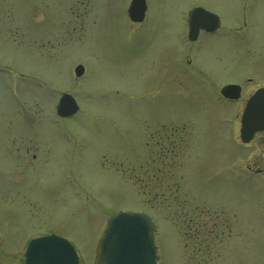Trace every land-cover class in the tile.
I'll use <instances>...</instances> for the list:
<instances>
[{
  "label": "rangeland",
  "instance_id": "rangeland-1",
  "mask_svg": "<svg viewBox=\"0 0 264 264\" xmlns=\"http://www.w3.org/2000/svg\"><path fill=\"white\" fill-rule=\"evenodd\" d=\"M130 1L0 0V264L48 235L95 264L119 213L153 221L157 264H264V132L243 145L242 107L211 86L264 87V0H145L140 26ZM192 6L222 24L199 46L186 40ZM164 62L176 88L157 78ZM64 94L79 107L66 120ZM160 122L149 172L133 154ZM164 134L176 147L163 167Z\"/></svg>",
  "mask_w": 264,
  "mask_h": 264
},
{
  "label": "water",
  "instance_id": "water-1",
  "mask_svg": "<svg viewBox=\"0 0 264 264\" xmlns=\"http://www.w3.org/2000/svg\"><path fill=\"white\" fill-rule=\"evenodd\" d=\"M144 0H132L128 18L134 24L142 23L145 15ZM188 38L196 40L200 30L208 33L219 27L216 16L200 9L188 15ZM79 66L75 76L82 75ZM221 95L230 100L239 98V87L226 86ZM78 111L74 99L63 95L57 106V116L71 118ZM264 131V90L256 92L247 102L241 118L240 140L248 144L256 133ZM155 226L145 214L119 213L107 221L106 229L99 243L96 264H155L156 248L153 242ZM24 264H79L74 248L65 240L54 235L31 240L24 253Z\"/></svg>",
  "mask_w": 264,
  "mask_h": 264
},
{
  "label": "flooded vegetation",
  "instance_id": "flooded-vegetation-1",
  "mask_svg": "<svg viewBox=\"0 0 264 264\" xmlns=\"http://www.w3.org/2000/svg\"><path fill=\"white\" fill-rule=\"evenodd\" d=\"M194 7H197V6H194ZM193 6L190 8V10L192 9V8H194ZM199 7V6H198ZM190 10H188V11H190ZM148 11V10H147ZM147 11H146V13H145V17H146V14H147ZM187 11V12H188ZM129 21V20H128ZM144 21H145V18H144ZM144 21L141 23V24H143L144 23ZM130 23V22H129ZM131 24V23H130ZM141 24H138L137 26H140ZM132 25H134V24H132ZM221 27L222 26H220L219 27V29L217 30V31H215L214 33H212V34H207V33H204V32H200L199 34H198V37H197V40H196V42H194V43H188V45L189 44H191V45H197V46H199L198 44H200V41L202 40V38L203 37H205V36H208V37H215V36H217V34H219V32H220V30H221ZM134 29L136 28V27H133ZM131 29V28H130ZM186 30L188 31V29L186 28ZM228 33H232L231 32V29H229V31H228ZM130 34H132V32H130ZM198 42V43H197ZM188 62V61H187ZM189 66H191V63H187ZM83 67V74H82V76L79 78V79H77V80H81V79H83V78H85L86 77V69H85V67L84 66H82ZM161 67H162V71H161V73H159V75L157 74V78L159 79V81H160V83H161V85L164 87V88H166L167 90L168 89H172V88H176L177 86H176V82L174 81V80H172L169 76H168V66H167V64H166V62H164V64H162L161 65ZM187 82H191V86H193V84H194V81L192 80V81H187ZM195 82H197V83H200V84H213V83H211L209 80H207V79H205V80H201V81H195ZM252 82H251V80L250 79H248L247 81H246V86H240V94H241V97H242V100H241V98L238 100V101H236V103L237 102H240L241 104H240V107H242L241 108V113H240V116H241V114H242V112H243V110H244V108H245V105H246V102H247V100L258 90V89H260V88H264V87H262V86H260L259 88H257L256 90H254V91H250V94H249V92H247V87H248V85H250ZM226 85H228V83L227 84H225L224 86H226ZM212 86V88L214 89V93H217L218 94V96H219V99L221 100V101H224L225 102V100H223L221 97H220V95H219V93H220V90L224 87V86H222V87H220V88H215L214 87V85H211ZM163 91V90H162ZM162 94V93H161ZM249 94V95H248ZM246 95V96H245ZM229 103V105L231 104V103H235V102H228ZM167 122V121H166ZM166 122H160V123H158V124H155V125H153L152 127H151V129L149 130H145V132H144V134L145 135H147V137L148 138H146L145 139V141H144V149H143V151L142 152H140L139 153V155L137 156V154L136 153H134L133 154V161H135V160H137V159H139V158H141V159H144V160H146V163H145V165H146V167H147V169L149 170V172H151V162H153V161H156V160H153L152 159V151H151V147H150V141H151V130L152 129H163V128H167L166 127ZM239 123H240V117H239ZM155 127H158V128H155ZM164 131H166L167 129H163ZM163 131V132H164ZM165 133V132H164ZM178 133V129L177 128H171L170 129V135L172 136V137H175L176 136V134ZM146 137V136H145ZM171 146L173 149H172V151H174V148L176 147L175 146V139L174 138H172V139H170V137H168L166 134H164L163 136H162V145L160 144V146H161V148H160V152H159V158L160 157H163V158H160V161L161 162H163V167L165 166V161L167 160V158H168V154H169V151H168V146ZM146 169V170H147ZM165 169H166V167H165ZM147 170V171H148ZM264 170H262V171H260V172H263ZM146 172V171H145ZM21 264H23V258L21 257Z\"/></svg>",
  "mask_w": 264,
  "mask_h": 264
}]
</instances>
